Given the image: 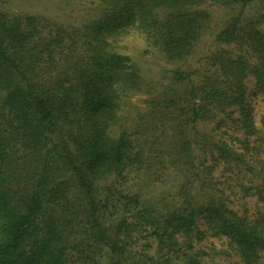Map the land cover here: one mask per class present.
I'll list each match as a JSON object with an SVG mask.
<instances>
[{
  "label": "trees",
  "instance_id": "16d2710c",
  "mask_svg": "<svg viewBox=\"0 0 264 264\" xmlns=\"http://www.w3.org/2000/svg\"><path fill=\"white\" fill-rule=\"evenodd\" d=\"M89 7L69 30L0 12V264H205L212 239L264 264V114L247 86L264 101V0ZM212 8L237 13L208 45ZM132 34L179 66L165 84L118 48Z\"/></svg>",
  "mask_w": 264,
  "mask_h": 264
},
{
  "label": "rangeland",
  "instance_id": "374dc122",
  "mask_svg": "<svg viewBox=\"0 0 264 264\" xmlns=\"http://www.w3.org/2000/svg\"><path fill=\"white\" fill-rule=\"evenodd\" d=\"M89 2L90 0H0V12L10 16L28 15L40 17L48 21L49 24L69 30L80 28L89 20ZM210 12L212 14V22L209 30L203 37V44L207 43L208 45L213 40V36L225 26L229 17L237 13L215 8H212ZM117 46L120 49H124L135 63L140 66L144 77L147 80H152L154 83L158 82L160 84H165L166 80H164V76H167L166 72L179 67L157 59L150 60L148 59L149 57L141 55L144 44L139 35L132 34L124 37L119 41ZM189 66H191L189 69L186 67L181 68L192 70L198 67L193 64ZM247 86L249 95L252 97L256 95V99L252 100L254 102L255 112L259 115L264 114V101L261 99L259 91L254 88L252 81H249ZM146 98L145 95H134L129 98L128 102L131 107L129 110H126L129 119H132L133 115L144 110ZM251 99L253 98L249 100ZM141 185H143L144 189L146 188L144 190L145 192L150 191L151 186L148 185V183H142ZM211 242H213L214 245L209 243L207 247L204 248L207 253L205 264H238L236 258L224 257L222 248L225 247L222 241L212 239ZM212 248H216L215 250L218 251V254H216L217 251H213Z\"/></svg>",
  "mask_w": 264,
  "mask_h": 264
}]
</instances>
